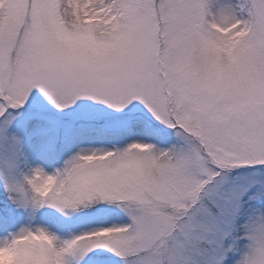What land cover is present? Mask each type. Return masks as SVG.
Here are the masks:
<instances>
[{"label": "snow or ice", "instance_id": "obj_1", "mask_svg": "<svg viewBox=\"0 0 264 264\" xmlns=\"http://www.w3.org/2000/svg\"><path fill=\"white\" fill-rule=\"evenodd\" d=\"M0 264H264V0H0Z\"/></svg>", "mask_w": 264, "mask_h": 264}]
</instances>
